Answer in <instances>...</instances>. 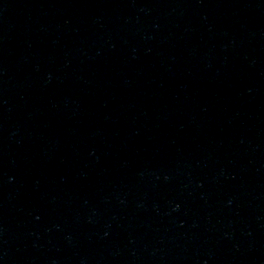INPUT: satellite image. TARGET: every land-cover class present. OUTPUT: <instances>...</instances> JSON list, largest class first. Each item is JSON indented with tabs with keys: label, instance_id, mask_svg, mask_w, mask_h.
Segmentation results:
<instances>
[{
	"label": "water",
	"instance_id": "water-1",
	"mask_svg": "<svg viewBox=\"0 0 264 264\" xmlns=\"http://www.w3.org/2000/svg\"><path fill=\"white\" fill-rule=\"evenodd\" d=\"M0 264H264V0H0Z\"/></svg>",
	"mask_w": 264,
	"mask_h": 264
}]
</instances>
